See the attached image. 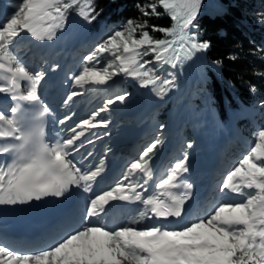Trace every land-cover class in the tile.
Wrapping results in <instances>:
<instances>
[{
  "label": "snow or ice",
  "instance_id": "obj_1",
  "mask_svg": "<svg viewBox=\"0 0 264 264\" xmlns=\"http://www.w3.org/2000/svg\"><path fill=\"white\" fill-rule=\"evenodd\" d=\"M200 6L201 0H154L138 5L146 19L128 20L87 55V63L74 77L75 85H106L113 77L123 75L139 80L142 88L152 86L156 90L159 85L157 94H167L175 87L174 79L162 80L150 65L176 68L210 48L191 31ZM15 8L0 22V93L15 102L8 110H0V157L8 158L0 163V204H23L49 195L60 197L72 186L89 192L104 170V161L100 160L93 171H82L69 157L79 150L76 142L87 129L107 126L104 121L94 122L96 117L108 105L123 102L125 95L109 99L91 119L72 128L69 138L49 144L44 118L50 110L39 93L45 75L41 71L33 73L21 63L13 44L22 33L36 41L54 39L70 10L91 23L96 18L92 0H18ZM163 15L173 22L170 27L149 24L152 17ZM259 19L264 23V15ZM149 29L162 33L164 38H154ZM105 53L114 57L106 67L89 66ZM146 56L152 59H144ZM80 95L72 92L65 103ZM159 143L157 140L145 148L114 188L88 201L81 227L39 251H19L0 243V264H264V128L254 134L253 146L219 185L220 192L235 194L234 200L239 197L236 202L217 204L205 216L179 228L160 224L132 227L145 218L180 220L191 198L192 185L181 183V177L189 171L187 155L155 183L151 194L145 186L147 180L131 182L137 174L151 178L150 154ZM181 188L184 190L178 191ZM111 201L139 203L143 209L126 225L108 228L100 221Z\"/></svg>",
  "mask_w": 264,
  "mask_h": 264
},
{
  "label": "rangeland",
  "instance_id": "obj_2",
  "mask_svg": "<svg viewBox=\"0 0 264 264\" xmlns=\"http://www.w3.org/2000/svg\"><path fill=\"white\" fill-rule=\"evenodd\" d=\"M18 3V0H2L0 2V22L5 20L10 14L13 13V8ZM7 13V15H6ZM6 15V16H5ZM253 16L254 23L257 25H264V23L260 22V17L264 15V11L259 12H253L251 14ZM126 23L119 24V25H112L109 26L108 24H105L103 22L98 23V27L95 28L94 26H91L90 24H87L83 18L80 16H75L74 18L70 19L67 22V25L65 28L57 29L54 39L49 40L50 45H54L55 43L61 39H66L75 33V35L81 37V44L82 49L79 55H75L71 58L58 56L57 54V47L54 49V51L51 53V55H47V52L42 51L41 49H38L42 54L36 55L38 56L36 60V64H34L35 60H32V63L35 65L34 68L28 67V59H29V49L25 47L24 45H27L25 42L26 40L30 42V40L33 41L32 37H30L28 34V38H22V36L18 37L16 41H14L13 44V51L16 55L17 59L23 63L31 72L35 73L37 71H41L44 73L45 78L43 81L47 84L45 86V92L51 93L53 91V87L50 83L51 77H58V80L61 81L63 92L61 95H58L57 102L59 104L54 105L53 109L51 108V136L49 138V143H55L59 140L69 138L73 133L71 132V129L76 127L77 124H79L84 119H91L92 115L98 111L101 107H103L109 99H114L117 95V89L119 86H123L122 88H125V92L119 95H125V100L123 102L116 101L113 104L108 105V108L106 111L101 112L98 117H96V120L94 122L100 123L101 121H104L107 123L106 127H97L93 129H87L85 131V135L80 138L79 141L76 142V147L79 149L78 151H73L72 155L69 157H72V160L74 163H77L80 166L88 167L89 171H92V163L96 155L98 158L103 159L104 158V170L106 167V158L107 153H105L107 150L113 154L116 153L113 146L116 145H110V142L114 143L116 141H120L124 138V136L132 137L134 135V132L129 133V128L134 127L136 130H142L148 128V126H151L153 132L148 137L147 141L143 143L141 146L136 145V149L138 151V154H142L145 148H147L152 143L156 142L157 140L160 141V143L157 145V148L154 149L153 153L150 154L152 157L160 156V153L164 151L166 152L167 149H172V157L170 161L167 159V164L164 165L165 169H168L169 166H172L174 162H177L179 159H182L183 156L187 155L188 158H190V155L192 156L194 154V149L199 148L201 145V142L203 138L209 139L210 146L212 148L209 151H212L214 156L212 159V166L216 164V161L218 157H221L222 167L220 168L219 176L221 178H224L226 173L230 171L233 167L236 166V164L239 162V160L245 155L250 148L253 146L254 143V134L259 130V128H255L254 132L252 134H245L243 135L235 122L233 120H229L225 124H221L217 118L210 112L207 106L201 104L197 105V110L193 107L191 102V94L192 92H186V90L183 89V85L180 82H177L173 70L171 67H167L166 65L159 66L156 64L151 65L153 68L156 69L158 76L161 77V79H174L175 87L170 88V90L165 95H158L157 91L159 88V85H157L156 90L153 89L152 86H149L148 88H142L140 87V81L138 80L136 83H131L127 80H123L122 75L113 77L111 81H109L105 86H102L103 88L100 89L97 85H85L84 88H80L79 86L75 85L74 83V77L79 74L80 71H82L83 67L87 63L85 61V57L87 55L92 54L95 49L103 44L107 38L112 35L115 31L121 30ZM80 32H85V34H79ZM71 35V36H70ZM57 37H61V39H57ZM57 39V41H56ZM38 42V41H37ZM47 40L40 41L41 43H46ZM34 49H30V53H33ZM32 57L35 58L34 55ZM151 57V56H150ZM196 57V55H195ZM114 57H112L109 53H105L103 55L98 56L97 61L90 64V67H95L97 69H101L103 67H106L108 63H110ZM68 64V67L71 68H64L65 64ZM171 74V75H170ZM50 75V77L48 76ZM61 78H59V76ZM49 78V79H48ZM115 81L114 85L109 86V83ZM124 82V84H123ZM123 84V85H122ZM66 86V87H65ZM99 91H97L96 89ZM128 88V89H127ZM122 90V91H123ZM129 90L132 91V95L130 96ZM77 91L81 92L82 95L74 97L71 101L67 100L68 95H70L72 92ZM144 92H146V95H144ZM150 95H153L159 99L157 102V107H161L165 105V103H169L170 105V112L167 113L171 116H176V125L174 127L175 136L173 138H170L167 133H169V128L166 127L164 124L162 127L155 123L154 120H147V123L143 125H139V127H135L133 125H130V123L126 121L119 120L117 117V112H115L114 108L117 109V105L125 104L128 101L137 103L143 98H148ZM136 98H133V97ZM56 97V94H55ZM134 100H133V99ZM136 99V100H135ZM138 100V101H137ZM2 102H0L1 104ZM6 105V103H5ZM11 107V105H7L5 108V111L8 110ZM4 108V107H2ZM62 109H65L66 111L62 112ZM1 110V109H0ZM177 110V111H176ZM117 111V110H116ZM177 114H176V113ZM180 112V114H179ZM53 116H56V118H53ZM67 118V119H65ZM60 120H65L64 124H60ZM109 124H112L113 134L110 135V129ZM190 128L191 131V137L193 139V142L189 145L191 147H188L186 145L185 139L183 138V131L184 128ZM77 131H80V129H77ZM128 131V132H127ZM109 133V134H108ZM108 134V135H107ZM234 136L233 139H229L230 136ZM91 141V143H88V141ZM103 142V148L98 147V142ZM121 142V141H120ZM222 142H226L228 145L225 149L221 150V153H219V149L221 147ZM82 144V146H81ZM209 144V143H208ZM176 145V150H174L173 146ZM238 146V150H234L235 147ZM163 147L167 148L166 150H163ZM208 148V147H206ZM158 149V150H157ZM91 153V155H89ZM206 153V152H205ZM169 155H171L169 153ZM138 158H132L131 160H127L125 166V170H127V167ZM200 163H203L200 158L198 159ZM207 162L209 160L207 159ZM165 164V161L161 163V165ZM103 170L102 175L105 174V171ZM224 172V173H223ZM167 173V172H166ZM104 177V176H103ZM103 177L100 178L99 183L94 182L92 183L91 189L92 192L95 191V189L99 188L101 183H103ZM221 180V179H220ZM96 184V185H95ZM96 187V188H95ZM219 185H215V191L218 190ZM82 189V187H81ZM217 189V190H216ZM111 188L107 186V189H103V191H100L99 193L95 194L99 195L102 194L105 191H109ZM216 192L213 193L215 195ZM217 195H222V192L219 191ZM91 198H94L93 195H91ZM236 202V201H234ZM224 203L223 201H219L217 203H214L211 205V207L206 209V214L217 204ZM226 203H232V202H226ZM85 209L81 212V218L84 215ZM139 212H136L134 215H126L124 220L131 219V217L138 216ZM205 214V215H206ZM126 222L123 225H125ZM120 227L119 225L113 226L111 228ZM46 247L43 246H36L33 248H24L20 251H39L44 250Z\"/></svg>",
  "mask_w": 264,
  "mask_h": 264
},
{
  "label": "trees",
  "instance_id": "obj_3",
  "mask_svg": "<svg viewBox=\"0 0 264 264\" xmlns=\"http://www.w3.org/2000/svg\"><path fill=\"white\" fill-rule=\"evenodd\" d=\"M149 2L154 0H92L96 18L85 22L97 28L100 22L115 26L130 19L142 21L146 18L141 16L138 5ZM259 11H264V0H201L191 29L199 41L210 44L206 52L196 54L199 77L191 94L192 105L196 110L198 104L207 106L221 124L233 120L243 135L252 134L257 127L264 128V25L254 23L251 15ZM75 16L76 11L70 10L63 28ZM172 23L167 15L149 20L150 25L164 28ZM149 32L154 38H164L162 33ZM122 87L117 89V95L125 92ZM129 93L131 96L133 92ZM169 108L166 103L153 113V120L161 127ZM182 135L186 145L193 142L189 127Z\"/></svg>",
  "mask_w": 264,
  "mask_h": 264
},
{
  "label": "bare ground",
  "instance_id": "obj_4",
  "mask_svg": "<svg viewBox=\"0 0 264 264\" xmlns=\"http://www.w3.org/2000/svg\"><path fill=\"white\" fill-rule=\"evenodd\" d=\"M16 10V8L14 7L13 8V12ZM6 15H7V13H6ZM5 15V16H6ZM80 35L81 34H85V32H80L79 33ZM72 35H75V33L74 34H72ZM21 36H22V38H27L28 36H27V34L26 33H22L21 34ZM71 36V35H70ZM57 39H61V37H57ZM57 39H56V41H57ZM62 40H64V39H61V40H59V41H57L56 43H55V47H54V45L52 46V45H50L49 44V40H47V42L46 43H41L40 44V41H38L36 44H32V41L30 40V42H28V41H26L25 43L27 44V45H24L25 47H27L28 49H29V54H28V56H29V59H28V67H30V68H34V64H36L35 62H36V58L38 57V56H36L34 53H30V49H32V48H34V49H41L42 51H45V53L47 52V55H51V53L54 51V49L57 47V44L58 43H60ZM32 55H34L35 56V58L34 57H32ZM32 60H35L34 61V64L32 63ZM69 65L66 63L65 65H64V68L66 69H68V68H71V67H68ZM171 69H172V67H171ZM173 70V69H172ZM49 77H50V75H48ZM44 79H46V78H44ZM49 79V78H48ZM177 81V80H176ZM178 82V81H177ZM47 84L45 83V81H41V84H40V88H39V93H40V95H41V98H43V100L46 102V103H48L49 104V106L53 109V107H54V105H56V104H59V102H57V96L58 95H60L61 93L60 92H55L54 91V93L56 94V97L55 98H48V95H43L42 94V92H41V89H42V86H46ZM100 89H102L103 87L102 86H99V85H97ZM105 86V85H104ZM95 88V87H94ZM96 89V88H95ZM97 91H99L98 89H96ZM60 93V94H59ZM6 101V103H7V105L8 104H11V100H10V97H8L7 96V94H2V93H0V102H3V101ZM149 101H151V102H153V104H157V102L159 101V99H157V97H155V96H153V95H150V97H149ZM15 103V102H14ZM124 104V103H123ZM118 106V105H117ZM5 108L6 107H4V108H2L1 107V104H0V109L1 110H5ZM114 110H115V112H117L116 110V108H114ZM64 111H66L65 109H62V112H64ZM177 111V110H176ZM176 113V112H175ZM177 114V113H176ZM179 114H180V112H179ZM177 116V115H176ZM175 116V117H176ZM50 117H51V112H50ZM53 118H56V116H53ZM119 118V117H118ZM109 126V129H110V137L112 138V134H113V129H114V127H113V125L112 124H109L108 125ZM129 133L130 132H134V135H133V137L132 138H130V137H128V136H124V138L123 139H121L120 141H116V142H114V143H112V142H110V145H116V146H113L112 148L114 149V151H116V152H121L123 149H127V148H129V149H127L125 152H124V154L126 155V157L128 158V161L129 160H131L132 158H139V156L141 155L140 153L138 154V151H137V149H136V145H139V146H141L143 143H145L146 141H147V139H148V137L151 135V133L153 132V130H152V128H151V126H148V128H145V129H142V130H136V131H134L133 129H132V127L131 128H129ZM127 131V132H128ZM152 131V132H151ZM51 133H52V131L50 132V136H51ZM109 134V133H108ZM107 134V135H108ZM167 135H169V137L170 138H173V136H175V131H173L171 134L170 133H167ZM129 140V141H128ZM209 143V144H208ZM98 147H100V148H103L104 146H103V142L102 141H99L98 142V145H97ZM128 146V147H127ZM212 146L213 145H211L210 146V141H209V139H207V137L206 138H203V140H202V142H201V145H200V147L199 148H195L193 151H194V154L191 156L190 155V158H188V164H187V166H188V168H189V171L188 172H190L191 173V175H194L196 172H202V173H207V174H209L210 176H211V178H212V180H213V185H212V192L214 191V188H215V185H219L220 183H221V181H222V179L223 178H221V176H219V173H220V168L222 167V162H220L219 163V165L218 166H212V164H211V162H212V159H213V156H214V154H212V155H208L207 153H208V151L212 148ZM174 148V150H176V145L175 146H173ZM206 147H208V148H206ZM167 148L165 147H163V150H166ZM158 150V149H157ZM206 152V153H205ZM219 153H221V149H219V151H218ZM105 153H107V158L108 157H110V156H112L113 155V152H109L108 150L105 152ZM169 153L171 154V155H169ZM172 153H173V150L170 148V149H167L166 150V152L164 153V151L162 152V153H160V156L158 155L157 157H152V155H151V161H150V167H152L154 170H156L157 171V173L159 174V175H161L162 173H165L166 172V170H165V166L164 165H166L167 164V159L170 161V159H171V157L173 156L172 155ZM107 158H106V164H107ZM170 158V159H169ZM201 159L202 161H204L203 163H200L199 161H198V159ZM69 159H72V157L71 158H69ZM207 159L209 160V162H207ZM100 160H103L104 161V158L103 159H101V158H98V156L96 155V158H95V160L93 161V162H91L92 163V168H93V170H95V168H96V166L99 164V161ZM163 161H165V164L163 163V165H161V163L163 162ZM175 163V162H174ZM174 163H173V165H174ZM77 164V163H76ZM172 165V166H173ZM77 166L78 167H80L81 169H82V171H89V168L86 166V167H84V166H80V165H78L77 164ZM172 166H169V168H168V171H169V169L172 167ZM106 168V167H105ZM128 168V167H127ZM223 168V167H222ZM92 170V171H93ZM122 170H124L125 171V168H123ZM105 171V170H104ZM120 172H121V170L120 171H117V172H115L113 175H111V176H108L107 175V173H105V174H103L102 175V172L100 173V175L99 176H97L96 177V180L94 181V182H97L98 181V183H99V180H100V178H102L103 176V183H101V185L99 186V188H97V189H95V191H93L92 192V190L93 189H91L89 192H84L83 191V189H82V195H81V206H80V208H79V210H78V212H77V214L79 213V215H76V217L75 218H72L71 220H69L68 222H66L64 225H63V227L62 228H58L55 232H54V235H53V239L50 241V242H41V243H39L38 245H35V246H29V247H22V246H15V245H12V244H10L9 246H12V247H14L16 250H23L24 248L26 249H28V248H33V247H36V246H45L46 248H48V247H51V246H54L55 245V243L56 242H58L60 239H62L68 232H70V231H73V230H75V229H78L79 227H81L82 226V218H81V215H80V212H81V210L85 207V206H87V204H88V201L90 200V199H92L91 198V195H93L94 197H95V194H97V193H99L100 191H103V189H107V186H109L111 189L112 188H114L116 185H117V183H119V182H121L122 180H123V178H121V177H119V174H120ZM224 173V172H223ZM141 175L140 174H137V176H135L136 178H139ZM221 179V180H220ZM93 182V183H94ZM96 185V184H95ZM96 188V187H95ZM217 190V189H216ZM214 192H216V194L214 195V196H212L213 197V201H214V203H217V202H219V201H223L224 203H226L227 202V200H225V198H223L224 196H225V194L223 195H217V193H219V191L217 192V191H214ZM229 202V201H228ZM211 207V205H208V209ZM132 212L131 211H129V212H123V213H120V215L119 216H117V215H111V214H109V213H106L105 215H103V218H102V220L100 221L101 223H103L106 227H108V228H110V226L111 225H113V226H117V225H119V226H121L122 224H123V221H124V223L126 222V224L129 222V221H131L132 219H134V218H137L138 216H136V217H131V219H129L128 218V220H124V218H125V215H130ZM106 217H110V221L109 222H107L106 220H105V218ZM149 223V220H147L146 218L145 219H143V220H141L140 221V223L139 224H134V225H131L132 227H137V228H141V227H144V226H146L147 224ZM125 224V225H126ZM1 243V242H0Z\"/></svg>",
  "mask_w": 264,
  "mask_h": 264
}]
</instances>
